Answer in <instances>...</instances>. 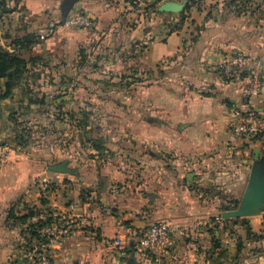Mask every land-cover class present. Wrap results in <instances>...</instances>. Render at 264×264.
<instances>
[{
    "label": "crops",
    "instance_id": "1",
    "mask_svg": "<svg viewBox=\"0 0 264 264\" xmlns=\"http://www.w3.org/2000/svg\"><path fill=\"white\" fill-rule=\"evenodd\" d=\"M64 2L11 0L8 12H0V48L11 51L12 43L27 35L41 40L46 28L52 38L21 52L24 60L42 59L61 33L70 36L65 43L77 42L86 32L66 26ZM138 2L142 0H77L75 7L95 23L88 36L111 35L136 23L137 29L128 33L132 41L140 42L148 37L149 32L140 28L149 18ZM187 5L184 15L189 11L190 19H185L182 29L156 37L145 49L142 71L163 72L175 65L181 78L157 77L149 97L146 85L140 101L139 171L107 169L101 181L78 180L71 195L66 179L62 194L43 206L44 185L36 187L34 166L16 163L2 168L0 264H26L22 257L26 226L9 221L11 208L17 216H26L33 208L47 207L72 228L54 246L52 264H129L131 260L138 264L130 254L144 231L158 222H169L178 232L174 249L154 264H264V240L246 242L239 249L241 243L231 232L211 226L223 220L225 212L236 210V204L239 208L254 169L264 177V136L240 139L231 129L238 111L255 110L264 117V89L245 99L242 93L248 81H226L217 68L221 57L231 51L264 58V0H252L240 15L227 0H202L186 11ZM158 15L172 20L175 14ZM263 211L241 218L257 235L264 230ZM117 239L121 247L114 246Z\"/></svg>",
    "mask_w": 264,
    "mask_h": 264
},
{
    "label": "rangeland",
    "instance_id": "2",
    "mask_svg": "<svg viewBox=\"0 0 264 264\" xmlns=\"http://www.w3.org/2000/svg\"><path fill=\"white\" fill-rule=\"evenodd\" d=\"M165 2L185 5L189 1L138 2L144 5L149 18L140 28L149 32L148 37L140 42L132 41L128 33L138 26L136 23V27L123 26L111 35L81 33L77 42L68 44L65 38L70 36L65 32L56 37L12 95L0 100V174L9 164L34 166L36 187L44 185L41 194L48 201L62 194L66 179V190L71 195L77 190L78 180L101 181L107 169L131 174L139 171L143 158L138 133L140 101L147 92L146 85L149 97L151 83L157 77L168 81L181 78L175 65L163 72L154 68L141 70L150 42L172 30H181L185 19H190L188 10V15H184L185 9L172 20L158 15L156 9ZM48 31L46 28L44 41L52 38ZM183 61L179 59V63ZM17 132L23 134L21 144L15 139ZM64 162H68L72 175L48 171ZM49 210L56 213L52 207ZM241 220L223 219V233L231 232L236 240L253 242L246 240V227ZM137 247L138 244L130 259L137 257L138 264H146L147 258L151 260L148 264L158 260L139 252Z\"/></svg>",
    "mask_w": 264,
    "mask_h": 264
},
{
    "label": "built area",
    "instance_id": "3",
    "mask_svg": "<svg viewBox=\"0 0 264 264\" xmlns=\"http://www.w3.org/2000/svg\"><path fill=\"white\" fill-rule=\"evenodd\" d=\"M65 24L70 29L86 33H93L96 27L93 20L76 7L69 12ZM41 40L44 41L45 36H42ZM217 68L221 77L226 81L233 82L243 79L248 81L242 93L245 99L257 96L264 89V58L249 56L240 51H231L221 57ZM231 129L236 138L254 140L264 135V117L255 110L238 111L235 113ZM212 225L222 228L223 220L217 219ZM71 231V224L67 220L57 221L42 228L39 231L41 242L31 249H25L22 256L24 262L26 264H52L54 246L61 239L67 238ZM177 232V228L169 222L152 224L139 240L137 250L156 258L166 256L176 246ZM114 246L121 247L122 241L115 240Z\"/></svg>",
    "mask_w": 264,
    "mask_h": 264
},
{
    "label": "trees",
    "instance_id": "4",
    "mask_svg": "<svg viewBox=\"0 0 264 264\" xmlns=\"http://www.w3.org/2000/svg\"><path fill=\"white\" fill-rule=\"evenodd\" d=\"M11 0H0V12L3 14L8 12V3ZM188 5L186 8V11L189 10L192 6L197 5L198 2L202 0H188ZM228 1V7L233 8L234 11L240 15L242 12H246L244 10L247 6V4L251 3L252 0H227ZM154 14H157L155 11H153ZM183 16V15H182ZM185 18V17H184ZM200 31V29H198ZM197 30V31H198ZM53 32V31H52ZM199 34H197L194 37V40L197 39ZM50 36V35H49ZM42 41L39 40V37L36 35H27L24 38L17 39L12 43V49L11 51L4 50L0 48V100H6L12 95V90L19 86L26 74L31 72V69L35 67V64L37 63L39 58H32L29 61H26L22 58L21 52L30 50L32 47L41 44ZM31 103H34L33 101ZM264 136V135H263ZM261 137H257V139H260ZM16 141H18L19 144H21L23 139V134L17 132V135L15 137ZM41 203L43 206L48 205V201L41 196ZM236 204L234 206V209L237 208ZM15 208H11L9 211V221H12L16 224L25 225V233L26 235V243L25 248L31 249L33 246L39 244L42 240L39 231L49 226L59 220L58 216L54 215V212L48 211V207L46 210L33 208L29 211V214L26 216H17L15 213ZM37 218L38 221L36 223H32V220ZM244 220H241V225H245L246 227V240L247 241H253V242H261L264 240V230L260 235L254 234L247 222H242ZM225 223H229V221H225ZM239 220L235 225H238ZM263 228H264V217H263ZM240 239V238H239ZM239 241L240 247L245 244V241L242 239ZM249 243V242H248ZM215 246H218V243L215 244ZM219 247V246H218Z\"/></svg>",
    "mask_w": 264,
    "mask_h": 264
},
{
    "label": "water",
    "instance_id": "5",
    "mask_svg": "<svg viewBox=\"0 0 264 264\" xmlns=\"http://www.w3.org/2000/svg\"><path fill=\"white\" fill-rule=\"evenodd\" d=\"M77 0H65L63 4V15L65 20L69 12L75 7ZM185 5L178 4L176 2H165L163 6L158 10L159 13L167 14H180L185 9ZM49 172L57 174H70L74 172L69 168L68 162H64L58 166L48 168ZM264 207V177L259 169H254L251 173L250 181L246 188L244 197L241 201L239 208L235 211L225 212L223 214L224 220L239 219L253 215L255 212H259ZM129 264H136L134 260H131Z\"/></svg>",
    "mask_w": 264,
    "mask_h": 264
}]
</instances>
